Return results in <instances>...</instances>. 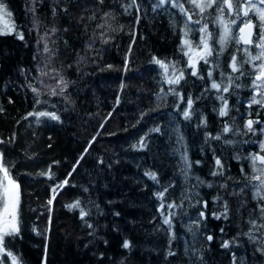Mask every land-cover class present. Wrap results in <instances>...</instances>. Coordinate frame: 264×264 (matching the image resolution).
I'll return each instance as SVG.
<instances>
[{
	"label": "trees",
	"instance_id": "16d2710c",
	"mask_svg": "<svg viewBox=\"0 0 264 264\" xmlns=\"http://www.w3.org/2000/svg\"><path fill=\"white\" fill-rule=\"evenodd\" d=\"M0 2V153L20 186L0 264H264V57L259 27L220 51L218 17L239 39L235 0L223 15L189 0ZM205 26L212 55L194 67Z\"/></svg>",
	"mask_w": 264,
	"mask_h": 264
},
{
	"label": "snow or ice",
	"instance_id": "6c2138e0",
	"mask_svg": "<svg viewBox=\"0 0 264 264\" xmlns=\"http://www.w3.org/2000/svg\"><path fill=\"white\" fill-rule=\"evenodd\" d=\"M103 2V0H101ZM189 2L193 3L196 7H199L200 12H204L206 8L212 7L214 4L216 5L218 11L223 15L224 12L232 10L233 9V3L232 0H189ZM165 3V0H158V5H162ZM240 4L241 0H235V18L231 20V25H235L237 20H240L241 23H243V20L245 18L251 20V17L249 16V9L245 8L243 11V14L241 16L240 12ZM248 4L251 5V10L256 13V15L259 17L257 25H253L252 23H247L244 25L243 28L239 29L240 36L239 39H236L235 34L233 33V30L229 23H226L221 17H218V21L221 25H223L224 31L223 35L219 38V43L221 45L220 51H224V47L226 46L229 39H235L236 43H240L241 41L245 45H251L253 43L252 36L253 32L252 29L254 27H259L261 34L256 36V40L259 41V43L256 45L260 50V55L257 57H253V59H260L264 57V7H258L257 5H264V0H248ZM227 6L226 8L224 6ZM181 8V11H185V9L182 7V5H175ZM4 14H7L8 16L11 15V13L6 12L5 5L0 2V17H2ZM189 20H191V16L188 17ZM196 23H199V21H196ZM238 26V25H237ZM201 31L204 33L205 40L202 41L204 43V48L206 51V55H212V49L209 48L206 39L211 37V33H208L207 27L201 29ZM22 38V36H21ZM185 43H188V41H185ZM245 52H248V49H245ZM232 71L237 72L240 71V68L237 65L236 57H232ZM156 63L161 64L165 68H167L166 65L163 64L162 61L157 60ZM261 68H264V64L260 65ZM193 75H196L197 73L193 71ZM241 75H244V73L241 71ZM211 75V73H209ZM183 79V74L181 73L180 77L169 80V83L172 84H179L180 80ZM257 81L261 83V86H264V72L261 73L260 76L256 78ZM229 83H232V78H229ZM239 87V85H236ZM213 88H220V85L217 83L212 84ZM223 91L227 92L229 91L228 87H224ZM221 100H224V97H220ZM253 102H257L256 98L253 97ZM259 103L264 104V99L259 101ZM225 106L221 109L220 115L224 116L227 115L228 107L227 102H224ZM188 109H191L192 107V100L189 98L187 100ZM39 115H52V118L59 119V117H56L54 114L49 113H40ZM185 119L190 118V111L185 110L183 113ZM253 121L251 119L248 120L246 127L249 131H253ZM158 131V129H157ZM230 129L228 127L224 128V132H229ZM219 139V137H217ZM2 143V141H0ZM262 148H264V145H262ZM2 157L3 154L0 153V171L3 172V180H0V253H3L5 250L3 249V240L4 236L6 235H14L19 233V221H18V215H19V205H20V186L13 180L9 175V170L3 166L2 163ZM262 162H264V156H261L259 158ZM218 165H220V161L217 160L216 162ZM254 167H255V158H254ZM152 178L155 179V175L151 174ZM215 175V173H214ZM253 179L259 180V185H257V191L256 195L261 200H264V179H261L259 176L253 177ZM6 181V182H5ZM67 183V181H65ZM162 195V194H161ZM51 203V200L49 201ZM69 207H80L79 201L75 202L73 205H69ZM168 207H172V205H169ZM262 214H264V208L261 209ZM81 215H86V213L83 212V209H81ZM201 216H203V213H201ZM165 223H170L169 220H165ZM208 240H211L212 237L209 236L207 238ZM124 247H129L128 242L126 241L124 244ZM224 247H228V244L225 243ZM8 256L12 258V264H18L17 257L13 256L12 253L8 252Z\"/></svg>",
	"mask_w": 264,
	"mask_h": 264
},
{
	"label": "rangeland",
	"instance_id": "374dc122",
	"mask_svg": "<svg viewBox=\"0 0 264 264\" xmlns=\"http://www.w3.org/2000/svg\"><path fill=\"white\" fill-rule=\"evenodd\" d=\"M242 5H245V8H247V5L245 2ZM6 12L9 13L7 9H6ZM11 29H12L11 17L8 16L7 14H4L2 17H0V31L8 32V31H11ZM205 52L206 51L204 48V44L202 45L200 49L190 50V61L194 67H196L197 61L205 54Z\"/></svg>",
	"mask_w": 264,
	"mask_h": 264
},
{
	"label": "water",
	"instance_id": "95a60500",
	"mask_svg": "<svg viewBox=\"0 0 264 264\" xmlns=\"http://www.w3.org/2000/svg\"><path fill=\"white\" fill-rule=\"evenodd\" d=\"M244 9H245V5H243V10H242V11H244ZM249 22L252 23V24L254 25V22H253L252 20H250V21H247V22L243 23V24L239 27V29H240V28H243L244 25L247 24V23H249ZM239 29H238V33H239V36H240ZM252 32H253V36H254V34H255V28L252 29ZM253 36H252V38H253ZM241 43L244 44L242 41H241ZM244 45H245V44H244ZM260 75H261V74H260ZM260 75H257V77L260 76ZM261 156H263L261 153H258V154H257L258 161H259L260 163H263V162L259 159Z\"/></svg>",
	"mask_w": 264,
	"mask_h": 264
}]
</instances>
